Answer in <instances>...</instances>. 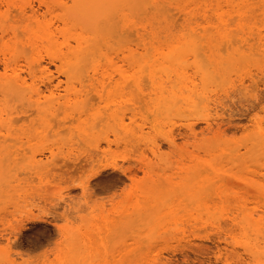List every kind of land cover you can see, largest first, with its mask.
<instances>
[{
    "label": "rangeland",
    "instance_id": "374dc122",
    "mask_svg": "<svg viewBox=\"0 0 264 264\" xmlns=\"http://www.w3.org/2000/svg\"><path fill=\"white\" fill-rule=\"evenodd\" d=\"M41 1L0 0V59L45 71L0 87V264H264V0H165L157 50Z\"/></svg>",
    "mask_w": 264,
    "mask_h": 264
},
{
    "label": "bare ground",
    "instance_id": "6f19581e",
    "mask_svg": "<svg viewBox=\"0 0 264 264\" xmlns=\"http://www.w3.org/2000/svg\"><path fill=\"white\" fill-rule=\"evenodd\" d=\"M38 2H39V5H44L47 8L45 1L38 0ZM70 2H71V5L67 9H64L63 15L60 16L61 22L64 23V21L72 22V21L83 20V21H86V23H87V24H85V27H89L90 26L89 24L92 23L93 21L96 23H99L100 25H102V27L109 28V31H110L109 41L112 42L111 44H114L113 46H115V45L118 46L117 50H131V45L135 42L137 43V46L141 50H157V49L151 48L148 45V42L146 41V40H149L151 38V34H152L150 24H149L150 21H149V18L146 16V12L148 11V9H150V10L158 13L161 17H163L164 11H165L164 10L165 0H70ZM22 6H24V4ZM29 11L30 12L28 14L27 11L23 7L19 8L17 10V14L15 16V22H29V23H31L32 21H36L37 18H36L35 14H37V13L32 8H30ZM211 17H213V16H211ZM137 25H139V26L137 27ZM101 48H103V47H101ZM169 50H179V49L177 47H173V48L170 47ZM180 50H195V48L192 44H189ZM87 52H88V50H84L83 55L86 54ZM44 53H45V57L48 59L50 64H54L55 62L58 63V66L56 67V71L58 74L66 77L67 79L72 78V76L74 74L73 70L75 69V66H74V64L71 65L69 58H68V54L58 53L55 50H44ZM23 54H25V53H23ZM21 56H22L21 53H18V55H16V56L11 55L8 57L3 55V57L0 59V64H1L2 70L4 72L3 75H0V87L3 90L2 93L6 94L5 96H7V97L10 95H17V94L19 95V91H21L19 86L25 85V80L23 78H21L20 74L18 73L22 70V68L24 69L23 75H25V73H26V75L30 79H35L36 75L38 73H39V75H44L45 71L42 68H40V65H39L40 63L38 62L37 59L27 61V62H25V64L23 66H21L20 62H19V58H21ZM39 56H41V55L39 54ZM43 59H44V57H43ZM41 63H42V61H41ZM44 63L45 62H43V64ZM75 64H77V63L75 62ZM47 65H49V64H47ZM44 79H46L45 80L46 84L51 85V83H52L51 79L43 77V80ZM45 81H41V83L43 84V82H44V84H45ZM41 89H42V87H41ZM57 90H58V86L53 87V91H57ZM56 93H58V91ZM55 94H54V92L50 91L49 99L47 101H43V103H45L47 105L48 111L53 110L54 106L58 105V103H59L60 97H54ZM63 98H65V97H63ZM65 104L66 103L64 102L62 105L65 106ZM18 107H20V105ZM1 112L2 111H0V120L2 119V113ZM54 112H55V110H54ZM58 115H59V113H58ZM5 117H6L5 119H2V121H0V128L5 130V132H7L6 134L7 135L9 134V136H10L11 132H10L9 128L12 127L11 124L14 122V120H12L11 118H8L7 113H5ZM21 119H23V117ZM21 119L16 118L15 121L21 120ZM23 120H25V119H23ZM52 122H53V120H52ZM49 129H48V132H49ZM11 131H13V130H11ZM191 131H192V133H194L193 128H191ZM63 132H65V130H63ZM60 134H62V133H60ZM0 138L4 139L5 137L0 136ZM62 149H64V148H62ZM50 156H52L51 152H50ZM55 159H58V158L54 157V160ZM58 161H59V159H58ZM62 162L67 163V162H65V158L63 159ZM55 163H56V161H55ZM58 163L59 162H57V164ZM63 167H65V166H63ZM68 168H69V165L67 166V169ZM112 168H114V167H112ZM131 169H132V167H131ZM54 170H56V169H54ZM59 170L62 171L61 174H63V176H65L67 174V171H63L61 169H59ZM128 170H130V169H128ZM64 172H66L65 175H64ZM130 172H131V170H130ZM130 172L128 171V173H130ZM68 173H69V171H68ZM59 174H60V172H59ZM61 174H60V176H61ZM47 190H50V189L47 188L46 191ZM49 193H50V191H49ZM44 195L46 196L47 194H44Z\"/></svg>",
    "mask_w": 264,
    "mask_h": 264
}]
</instances>
